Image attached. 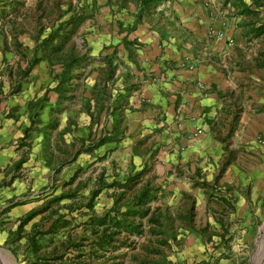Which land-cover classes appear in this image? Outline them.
Wrapping results in <instances>:
<instances>
[{
    "label": "rangeland",
    "instance_id": "374dc122",
    "mask_svg": "<svg viewBox=\"0 0 264 264\" xmlns=\"http://www.w3.org/2000/svg\"><path fill=\"white\" fill-rule=\"evenodd\" d=\"M126 5L0 0V264H264V32L226 40L233 84L185 158L201 130L143 91L166 66L146 62Z\"/></svg>",
    "mask_w": 264,
    "mask_h": 264
},
{
    "label": "crops",
    "instance_id": "0c3cea01",
    "mask_svg": "<svg viewBox=\"0 0 264 264\" xmlns=\"http://www.w3.org/2000/svg\"><path fill=\"white\" fill-rule=\"evenodd\" d=\"M105 1L102 0L103 3ZM135 1L132 0L133 6H123L131 11L132 19L137 11ZM237 1L242 0H160L156 7L142 13L141 22L135 24L139 26L134 31L135 37L144 43L142 51L151 69L156 70L155 75H158L160 67L166 66L160 76L159 90L155 86H146L143 91L155 98H160V91H167L169 96L179 99L176 108L179 132L201 130L202 136L198 137L201 142L196 138L197 141L189 143L184 151L185 158L192 153L191 148L204 146L206 137L203 128L209 114L204 110L214 104L215 96L212 94L221 90L227 82L233 84L232 74L228 79L229 73L224 75L215 63L216 59L220 62L224 59L226 40H236L249 33L244 31L243 24L252 26L250 32L254 36L264 32V13H261L264 11L260 12L258 7L251 6L252 10H258V16L251 20V24L239 23V17L232 13ZM256 1L257 4L264 2ZM99 11L102 16H109L106 12H110V7L101 3ZM209 29L222 33V36L208 38ZM203 43L205 48L201 52L199 45ZM186 54L190 61L183 62L182 58Z\"/></svg>",
    "mask_w": 264,
    "mask_h": 264
},
{
    "label": "trees",
    "instance_id": "16d2710c",
    "mask_svg": "<svg viewBox=\"0 0 264 264\" xmlns=\"http://www.w3.org/2000/svg\"><path fill=\"white\" fill-rule=\"evenodd\" d=\"M160 0H136L135 5L137 7V11L134 15V24L140 19L142 13H147V10L152 9L156 7L159 4ZM162 15V13H161ZM167 21V20H166ZM56 34H53V37H55ZM33 64V61L29 63V68ZM103 219L97 218V221L100 222ZM130 231V230H129ZM138 231V230H136Z\"/></svg>",
    "mask_w": 264,
    "mask_h": 264
},
{
    "label": "built area",
    "instance_id": "2783aa9c",
    "mask_svg": "<svg viewBox=\"0 0 264 264\" xmlns=\"http://www.w3.org/2000/svg\"><path fill=\"white\" fill-rule=\"evenodd\" d=\"M221 36H222V33H220V32H217V33L212 32L211 29H209L208 32H207V37L208 38H213V37L220 38Z\"/></svg>",
    "mask_w": 264,
    "mask_h": 264
},
{
    "label": "bare ground",
    "instance_id": "6f19581e",
    "mask_svg": "<svg viewBox=\"0 0 264 264\" xmlns=\"http://www.w3.org/2000/svg\"><path fill=\"white\" fill-rule=\"evenodd\" d=\"M263 243H264V241L261 242V245H262V247L264 248Z\"/></svg>",
    "mask_w": 264,
    "mask_h": 264
}]
</instances>
